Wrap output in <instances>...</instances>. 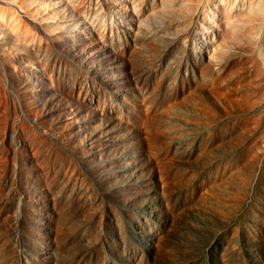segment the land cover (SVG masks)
<instances>
[{"label":"rangeland","instance_id":"rangeland-1","mask_svg":"<svg viewBox=\"0 0 264 264\" xmlns=\"http://www.w3.org/2000/svg\"><path fill=\"white\" fill-rule=\"evenodd\" d=\"M0 264H264V0H0Z\"/></svg>","mask_w":264,"mask_h":264}]
</instances>
